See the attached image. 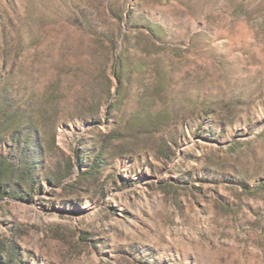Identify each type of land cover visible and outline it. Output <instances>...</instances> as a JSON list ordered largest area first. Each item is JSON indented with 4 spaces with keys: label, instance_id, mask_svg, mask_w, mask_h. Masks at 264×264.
<instances>
[{
    "label": "rangeland",
    "instance_id": "374dc122",
    "mask_svg": "<svg viewBox=\"0 0 264 264\" xmlns=\"http://www.w3.org/2000/svg\"><path fill=\"white\" fill-rule=\"evenodd\" d=\"M0 190V264H264V0H0Z\"/></svg>",
    "mask_w": 264,
    "mask_h": 264
},
{
    "label": "trees",
    "instance_id": "16d2710c",
    "mask_svg": "<svg viewBox=\"0 0 264 264\" xmlns=\"http://www.w3.org/2000/svg\"><path fill=\"white\" fill-rule=\"evenodd\" d=\"M105 164V160H104V157H101V156H97L94 161H93V164H91V169H90V173L92 172H100V168L103 167V165ZM2 197V193H1V190H0V199Z\"/></svg>",
    "mask_w": 264,
    "mask_h": 264
}]
</instances>
